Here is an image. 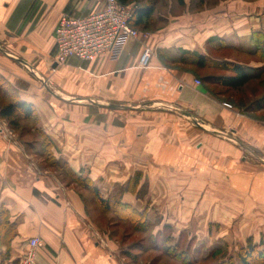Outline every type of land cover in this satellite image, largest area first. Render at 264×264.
Masks as SVG:
<instances>
[{"label":"crops","instance_id":"obj_1","mask_svg":"<svg viewBox=\"0 0 264 264\" xmlns=\"http://www.w3.org/2000/svg\"><path fill=\"white\" fill-rule=\"evenodd\" d=\"M103 2L0 0V112L8 103L33 108L29 118L17 113L23 131L11 130L0 116V264H20L32 238L41 242L36 264H122L113 233L98 226L90 199L72 185L98 207L95 198L66 168L85 176L103 199L118 198L145 213L157 228L152 234L164 228L174 238L220 234L209 226L183 228L184 205L216 204L202 188H223L242 210L240 241L260 242L264 104L249 111L221 100L180 60L184 51L197 53L237 64L256 80L264 63L245 60L251 58L250 36L264 32V0H223L199 13L172 7L167 15L156 6L141 32L149 37L127 41L117 60L72 58L56 65L59 19L98 11ZM144 49L150 51L146 67L139 65ZM217 49L241 59L218 60L212 55ZM135 174L141 175L136 190L144 185L143 198L119 192ZM185 176L196 188L191 196L176 191L185 190ZM159 201L180 209L161 208L172 214L162 218L152 210Z\"/></svg>","mask_w":264,"mask_h":264},{"label":"rangeland","instance_id":"obj_2","mask_svg":"<svg viewBox=\"0 0 264 264\" xmlns=\"http://www.w3.org/2000/svg\"><path fill=\"white\" fill-rule=\"evenodd\" d=\"M222 1L223 0H158L157 8L158 11H160L159 15H167V11L169 9H172V7L173 10L174 8H176L180 12L186 8L187 12L196 11L197 13H199V11L203 10L204 8L206 9L210 6L217 5ZM129 2L130 4L136 3V1L134 0H131ZM170 12L172 13V10H170ZM172 15H176V13H173ZM157 27L159 26L155 25L154 28L156 29ZM139 31L142 32L141 30ZM217 50L218 51L215 53L212 52V55L218 60L223 61V59L225 58L234 60L236 58V60L239 61L241 59L240 56H237L230 51L223 49ZM245 61L255 60L253 58H250ZM195 75L201 79H204L205 77H225L230 75V73L227 71L223 72L205 68L201 71H197ZM261 81L262 78L251 80L245 87L234 92L227 91L214 84L208 85V89H210L214 94H219L218 96L221 100L229 101L233 105L239 106V108L248 109L249 111H251L256 106H260L259 104H264V86H261ZM225 105L228 104H224V106ZM58 177L64 183L69 182V179H64V177L60 174L58 175ZM84 177L85 176L79 178L81 179V181H83ZM151 182L153 184L155 182V179L152 178ZM180 183H184L186 185L185 190L182 191L184 188L181 187L176 190L177 192H183L186 195L191 196L193 194V191H195L196 189L194 188L195 185L191 179V176H185L184 181H181ZM207 185L208 184H206L205 188H202V196L205 195L209 197V195H213L214 197L212 199L216 201V204L212 205L208 202H202L199 205L197 204V206H192L191 203L184 205L185 217L188 218V220L185 219L183 221V228L191 227L192 229V226L197 228H207L209 226L213 227L214 232L218 234L220 233L221 235H209L207 237L206 235L203 236L202 234L199 237H193L192 235H190V237L181 236L179 238L172 237L171 232L169 233V231L164 228L163 233L152 234L156 232L157 228L155 227V225H149L148 230L137 232L133 230L131 224L126 221L122 220L121 222L116 223L118 221V219L114 218V216L117 215L116 213L104 212V215L100 214V209L94 206V203H92L91 195L81 190L80 187L75 184H73L72 187L76 191L80 192L84 198L88 200L90 199V201H88V206L92 208V216L98 226L106 233H113L116 242L120 245V259L122 262L119 258L116 257V259L119 260L122 264H218L220 263L218 262L219 258L215 259L210 256V254H212L210 253L212 249L220 248L221 250H223V256H226L225 260L227 261L231 257L236 258L237 252L240 249L246 248L247 240L249 238L244 243L240 241L244 237V235H241L242 232L244 233V231L242 230L243 223L241 221L242 210L240 209V204L232 202L231 198L228 197L229 195L226 194L223 188H209ZM126 186H124L126 190L130 189L131 191H133L131 193L136 194L140 198H143V184L139 191L136 190L137 188H132L131 185L130 187ZM167 192L170 193L172 191L170 190ZM123 193L124 192H122V194ZM169 195L171 196L172 194L170 193ZM161 208H163V212L167 210L173 212L180 209H177L176 205L164 203L161 201L155 204L153 203V211H157V213L161 214ZM198 210L200 211V214L198 213ZM163 214H161L162 218L168 220L169 217L172 218V214L170 213H167L166 215ZM195 217H199V219ZM157 220L158 218H156L155 221H152L153 223H156L158 222ZM209 222L210 225H208ZM226 232H230L232 235H225ZM105 238L107 237L104 236V238L102 239L104 244L107 243L104 240ZM164 240L167 242V244L162 246L161 244L166 243L164 242ZM260 243L261 240L260 242L253 244L258 245ZM262 243L260 248L261 250L264 249V245H262ZM179 255H182V257ZM257 261L258 259L256 258V256L252 255V264H260L257 263Z\"/></svg>","mask_w":264,"mask_h":264},{"label":"trees","instance_id":"obj_3","mask_svg":"<svg viewBox=\"0 0 264 264\" xmlns=\"http://www.w3.org/2000/svg\"><path fill=\"white\" fill-rule=\"evenodd\" d=\"M117 1H119L121 4L127 5L130 4L129 1L131 0H117ZM134 1H136V3L133 4L137 5V9L132 19L129 21V24L130 26H132L137 30L139 29L141 31H146L151 25V16L157 6L158 0H134ZM250 45L252 47V50L250 52L251 58H253L257 62L264 63V32H256L252 34L250 36ZM180 63L191 67V70L195 73L205 68H211L213 70L229 72L230 75L225 77L204 78V81L208 85L210 84L218 85L227 91H233V92L238 91L243 87H245L248 84V82L252 79V76L246 73L245 70L240 66H238L237 64L226 63V62H222V63L211 62L208 58L200 56L197 53H190L185 51L182 52ZM255 78L256 79L262 78L260 84H262L261 86H264V69L260 70L255 75ZM228 103L230 102L228 101ZM18 112L19 115H21L23 118H29L33 113V108L31 105H27L24 103H8L6 106L2 107L0 116L1 118L7 121L8 126L10 127L11 130L21 129V131H23L20 125V118L17 115ZM46 161H48V156ZM65 173L66 175L72 176V179L76 180V182H78L80 185H82L91 192L101 212L116 213L117 215L114 216V218L118 219L116 223H119L123 220L131 224L133 230L137 232L148 230L150 223L147 220L145 213H140L136 211L132 206L120 203L119 202L120 200H118V198H116L113 201L105 200L103 199L99 190L96 187H94L86 177H84L83 181H81L80 178L75 177L74 174L71 173L67 168L65 169ZM140 180H141V175L135 174L133 178L130 179L126 185L129 187L131 185L132 188H136ZM124 186L119 189L121 195L122 192H133L130 189L126 190ZM117 197H119V195ZM263 239L264 237L261 238V243L262 242L264 243ZM261 243L258 245H254L252 239L249 238L247 240V244L245 248L246 250L240 249L236 254V258L231 257L227 261L225 260L226 256H223L224 255L223 250H221L220 248L212 249L210 252L212 254H210V256L215 259L219 258L218 262L220 263L218 264H252V255H254L258 259L257 263L264 264V249L263 250L260 249ZM263 243L262 245H264ZM179 256L182 257V255Z\"/></svg>","mask_w":264,"mask_h":264},{"label":"built area","instance_id":"obj_4","mask_svg":"<svg viewBox=\"0 0 264 264\" xmlns=\"http://www.w3.org/2000/svg\"><path fill=\"white\" fill-rule=\"evenodd\" d=\"M136 9L135 4L125 5L117 0H104L98 11L79 16L63 15L54 32L56 65H64L72 58L81 62H92L102 56L117 60L127 41L149 37L148 33H141L129 24ZM149 60L150 51L144 49L139 65L146 67ZM195 83L200 85L199 81ZM225 106L230 108L229 105ZM40 246L38 238L29 239L20 264H36Z\"/></svg>","mask_w":264,"mask_h":264}]
</instances>
